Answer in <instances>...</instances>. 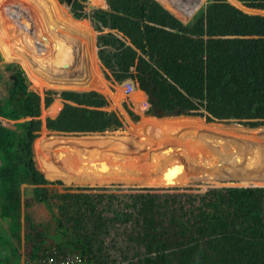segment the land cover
Wrapping results in <instances>:
<instances>
[{"label": "trees", "instance_id": "trees-1", "mask_svg": "<svg viewBox=\"0 0 264 264\" xmlns=\"http://www.w3.org/2000/svg\"><path fill=\"white\" fill-rule=\"evenodd\" d=\"M11 1L21 3L27 11L33 38L20 35L22 32L19 29L14 30L15 39L2 28L0 35L13 43L11 48L18 47L20 57L32 76L47 84L62 83L71 78L61 77L62 73L69 71L66 56L75 72L78 67L85 69L76 55L65 54L55 46V40H50L53 45L49 44L45 50L20 46L39 43L46 38H43L46 24L36 17H42V12L32 16L36 8L52 13L55 19L59 18L60 12L65 22L74 25L55 0L52 1L56 6L51 0ZM60 1L66 3L75 16L85 15L87 0ZM230 1L237 6L243 3L264 10V0ZM231 2L209 0L203 13L188 23L159 0H106L107 8L96 10L92 16L93 24L100 32L98 54L112 76L120 82L131 80L138 86L141 96L144 94L150 104L151 113L166 111L181 115L164 121L174 128L172 130L187 131L200 124L208 146L205 159L207 171L215 173L223 167L222 172H226L228 178L238 175L240 163L236 165L231 159L233 148L242 147L248 154L253 148L259 149L255 157L243 160L247 166L241 171L243 175L248 174L244 184L254 185L214 186L203 193L199 188L190 186L133 188L135 200L132 209L139 222L145 221L143 228L147 221L155 223L151 227L152 238L140 247V250L144 249L143 255L141 253L134 264H264V186H255L263 184L254 178L257 174L246 173L256 170V164L264 155L261 154L264 151V128L252 130L264 125V15L248 13ZM1 7V23L15 27L4 17ZM75 30L82 33L74 25L77 37ZM67 34L75 44L72 50H80L73 33L69 31ZM83 40L91 44L88 36ZM62 97L64 100L58 113L48 115L45 120L46 128L57 134H41L42 95L28 93L21 76L14 78L10 90L9 105L23 119L17 153L25 166L26 182L34 187L36 195L42 185L58 183V180L48 179L40 168V164L44 163L43 153L54 139L69 132L105 139L109 135L89 133L124 129L117 114L107 109L106 102L98 100V93L63 92ZM134 99L139 100V96H134ZM53 100V97H46L45 105L48 107ZM188 115L204 117L208 122L236 119L252 129L220 123L206 122L205 125L202 118ZM150 121L149 124L158 122L154 118ZM143 129L142 124L140 133ZM147 134L150 133H142V140ZM178 135L182 137L185 134ZM204 143L201 138L199 145ZM148 146L149 150H153L149 141ZM106 148L92 149L81 141L70 140L57 146L54 154L69 170L110 179L107 176L112 177L111 172L100 169L106 165L105 157H112L110 152L102 154ZM215 151L218 153L215 154ZM154 164H158V169L163 167L159 163ZM181 168L178 167V171L172 166L166 167V170H159L158 176L153 179L180 174ZM136 177L135 180L140 181L142 178L149 179L145 174ZM84 195L85 192L77 191L64 194L73 205H79ZM41 199L50 206L46 195H42ZM102 201H91L89 198L83 201L86 209L96 211L94 216L99 228L111 221V217L103 213ZM78 210H81L80 206ZM81 220L83 217L80 216L78 221ZM56 221L63 237L78 244L84 261L90 264L95 251L91 240L85 235L79 239L70 237L62 230V221L57 216Z\"/></svg>", "mask_w": 264, "mask_h": 264}, {"label": "rangeland", "instance_id": "rangeland-1", "mask_svg": "<svg viewBox=\"0 0 264 264\" xmlns=\"http://www.w3.org/2000/svg\"><path fill=\"white\" fill-rule=\"evenodd\" d=\"M0 1L4 17L15 25V27H9L0 20V28L14 39L16 38L15 29L22 32L20 35H26L28 39L33 38V33L30 31L31 22L28 21L29 17L23 5L11 0ZM55 1L63 13L69 16L74 25L82 31L81 33L75 30L79 38L74 33V25L65 22L59 10V18L55 19L52 13L36 8V11H32L34 13L32 16L42 12V17H36L46 24L43 36L46 38L39 43L30 42L29 45L20 46L45 50L49 44H52L51 41L55 40V46L65 54L71 53L74 57L76 55L85 68L78 67L75 72L66 56V66L69 71L62 73L61 77L71 78L55 84L40 81L29 73L20 57L18 47L11 48L13 43L11 44L0 35V264H86L82 257L81 247L63 237L58 228L56 216L61 219L62 230L67 235L76 239L85 235L91 240L95 251L90 264H134L135 259L141 253L143 255L144 249L140 250V247L152 238L151 227L155 223L147 221L143 228L145 221L139 222V217L132 209L135 200L132 195L133 188L137 186H190L199 188L203 193L214 186L253 185V183L244 184L248 174L243 175L241 171L247 166V162L243 160L255 157L259 149L253 148L248 154L242 147L233 148L234 156L231 159L235 160L236 165L240 163L238 175H230L228 178L227 173L222 172L223 167L221 171L215 173L207 171L205 159L208 146L206 147V137L203 136L200 124L197 123L187 131L172 130L174 128L164 121L181 115L158 117L151 113L150 104L145 95L141 96V89L131 80L117 81L101 61L97 45L100 32L95 28L92 16L96 10L107 8L106 0H87L83 17L75 16L66 3L60 0ZM159 1L185 23L191 22L202 14L209 3V0ZM51 2L53 3L52 0ZM237 7L248 13L264 15V10L251 8L243 3L242 6ZM68 30L77 39L80 50L79 48L76 51L72 50L75 44L69 39L71 37L67 34ZM87 36L91 39L89 45L83 40ZM16 76L24 78L28 93L42 95L43 105L39 117L43 121L41 134H57L56 131H49L46 128L45 120L48 115L58 113L64 100L63 92L94 91L98 93L100 95L98 100L106 102L107 109L114 111L124 126V129L115 132L89 133V135L96 136L109 135L105 139H93L84 133L75 132L63 133L59 138L54 139L43 153L44 163L40 164V168L48 179L58 180V183L42 185L37 195L34 187L26 182L25 166L17 153L18 143L23 133L21 125L23 119L18 117L8 102ZM136 95L139 96V100L134 99ZM46 97L54 99L48 107L45 105ZM188 116L202 118L205 125L207 122L243 129L250 128L239 123L238 120L208 122L201 116ZM153 118L158 122L149 124ZM142 124L144 127L142 133L146 131L150 133L145 138L153 150L148 149V141L144 137L145 140H142V133H140ZM263 128L264 125L250 129ZM178 134L185 135L181 137ZM201 138L202 141L205 140L203 146L199 145ZM70 140L81 141L85 145H90L92 149L102 150L107 147L108 149L106 148L107 150L102 154L106 155L110 152L112 157H105L106 165L103 163L100 169L104 172H111L109 174L113 176H107L110 179H99L94 175H85L64 167L57 160L54 152L57 146ZM108 143L111 145L107 146ZM217 153L215 151V154ZM263 153L264 151L261 152ZM154 163H159V166L164 168L158 169V164ZM176 165L182 167L180 174H173L166 179H153L158 176L159 170H166L169 166L179 171ZM255 168L256 170L246 173L257 174L254 178L263 184L255 186H264V155L259 159ZM144 174L149 176L148 180L144 178L141 179L142 182L135 180L136 176ZM95 188L99 190H93ZM68 191L85 192L84 199L79 205H73L68 198L65 199L64 194ZM42 195H46L49 207L41 199ZM85 198L91 201L103 200L100 206L104 209V215L111 217L110 224L101 228L96 226L97 221L94 216L96 211L94 213L91 208H85L86 205L83 204ZM79 206L81 210H78ZM80 216L83 220L78 221ZM88 225L91 227L88 228Z\"/></svg>", "mask_w": 264, "mask_h": 264}, {"label": "water", "instance_id": "water-1", "mask_svg": "<svg viewBox=\"0 0 264 264\" xmlns=\"http://www.w3.org/2000/svg\"><path fill=\"white\" fill-rule=\"evenodd\" d=\"M240 1V0H239ZM156 116L158 117H165V116H171V115H176V114H171L169 112H166V111H159L157 113H154ZM229 120H236V119H229ZM229 120H226V121H229Z\"/></svg>", "mask_w": 264, "mask_h": 264}, {"label": "crops", "instance_id": "crops-1", "mask_svg": "<svg viewBox=\"0 0 264 264\" xmlns=\"http://www.w3.org/2000/svg\"><path fill=\"white\" fill-rule=\"evenodd\" d=\"M254 185V184H253Z\"/></svg>", "mask_w": 264, "mask_h": 264}]
</instances>
